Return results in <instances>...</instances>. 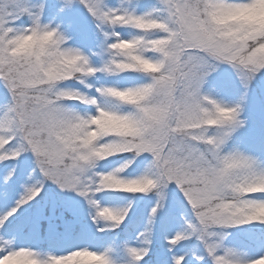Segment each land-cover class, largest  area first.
<instances>
[{
	"label": "clouds",
	"instance_id": "obj_1",
	"mask_svg": "<svg viewBox=\"0 0 264 264\" xmlns=\"http://www.w3.org/2000/svg\"><path fill=\"white\" fill-rule=\"evenodd\" d=\"M60 3V11L75 4L88 11L102 37L99 53H85L59 23L45 22L43 3L0 0V85L9 96L0 110V163L31 153L43 181L86 199L100 232L119 228L128 208L102 205L98 194L159 196L175 184L191 219L169 241V251L195 238L213 247L205 249L211 264H264V255L253 259L223 244L229 229L264 226V159L228 147L247 123L242 104L204 91L220 66L233 71L245 95L264 73V0H156L157 7L142 14L124 6L132 0L116 8L105 0ZM96 56L100 65L93 63ZM98 74L132 75L140 82L89 83ZM145 154L151 157L147 171L126 176ZM118 157L126 158L98 171ZM176 162L183 165V190L167 179ZM13 175L9 171L5 180ZM187 190L195 193L192 200ZM13 215L12 210L0 215V228ZM146 240L129 249L130 264H143L150 251ZM183 259L173 257V264ZM0 264H110V259L86 247L45 253L0 236Z\"/></svg>",
	"mask_w": 264,
	"mask_h": 264
},
{
	"label": "trees",
	"instance_id": "obj_2",
	"mask_svg": "<svg viewBox=\"0 0 264 264\" xmlns=\"http://www.w3.org/2000/svg\"><path fill=\"white\" fill-rule=\"evenodd\" d=\"M25 3L29 6L43 3V20L62 24V11H60L62 5L51 6L50 0H25ZM105 3L108 7L116 8L121 5V0H105ZM124 6L131 8L130 10H134L136 14H142L157 7L156 0H134L131 5L124 4ZM24 22H27V18ZM94 31L99 32L96 24ZM119 31L125 37L129 34L127 30ZM71 43L75 47H79L80 44L78 40L76 43L72 40ZM91 50L95 51L94 48ZM99 77L103 78L100 84L119 83L121 86H127L140 82L137 77L132 75L106 79L98 74V77L90 80L89 83L97 84ZM232 79L233 74L230 73L228 84H232ZM220 82L219 77H208L204 91L216 96L213 89L217 88L218 84H221ZM252 84L253 82L249 86L250 89L253 88ZM73 87L81 88L80 85L75 84ZM221 91L222 89L219 90V92ZM92 94L95 95L94 92ZM239 95L242 98L241 93ZM8 101V93L0 85V110ZM76 107L83 110L82 106L77 105ZM243 119L247 122L246 126L235 132L228 147H239L252 154L246 149V143L252 130L258 129L260 146L263 148L264 127L257 128L256 119L250 113L244 115ZM125 158L118 157L104 162L98 171H108L122 163ZM150 159L151 157L147 154L137 159L125 175L131 178L146 172V165ZM11 170H14V175L6 181L5 177ZM40 181L43 180L40 172L36 169L31 153L23 154L15 161L0 163V215L15 208L18 201L25 195L26 190ZM54 189L58 192L55 193ZM60 191L62 190L57 185L43 181L40 195L19 208L15 215L8 219L3 228H0V236L15 237L17 246L30 247L55 255L84 247L92 251L106 252L110 264H130L129 249L142 247V240L147 239L150 241V251L143 264H173V257L179 256L185 258V264H198V257L204 258L201 264H211L204 245L195 238L182 241L172 248L175 249L174 251H169L171 246L168 244V240L177 233L183 232L186 227L185 222L191 219L185 198L173 184L169 185L167 189H161L159 196L156 194L148 196L98 194L95 199L102 205L128 208L127 217L120 227L104 232L98 231V226L92 219L93 212L84 197L74 191H67L66 197L77 194L82 199L78 204L70 205L68 202L60 201ZM157 205H159L157 213L152 216V209ZM142 233L143 236H141ZM228 233V238L223 241L225 247L245 252L253 259L257 258L256 256L264 255V226L257 224L241 226L229 229ZM176 247L179 248V251ZM218 254H223L222 250Z\"/></svg>",
	"mask_w": 264,
	"mask_h": 264
},
{
	"label": "rangeland",
	"instance_id": "obj_3",
	"mask_svg": "<svg viewBox=\"0 0 264 264\" xmlns=\"http://www.w3.org/2000/svg\"><path fill=\"white\" fill-rule=\"evenodd\" d=\"M50 4H52L51 6L61 5L60 0H50ZM61 19L62 29L72 37V40L76 39L79 41L80 49L89 54L91 52L99 53L101 51L102 37L99 32L94 31L95 22L82 5L75 4L65 8L62 11ZM91 48H94L95 51H92ZM92 60L95 65H100L102 62L99 56L93 57ZM230 73L233 74L232 84H228V75ZM211 76L219 77L221 79L220 83L223 85L218 84L217 88L213 89L214 94L218 98L229 103H241L244 109L243 116L250 113L256 119L257 128L264 127V73L256 77L252 84L253 88H248L246 95L245 89L229 67L220 66ZM220 89H222L221 92H219ZM240 93L242 98L239 95ZM257 130H252L249 140L246 143V149L248 152L253 153V155L264 159V147L262 148L260 146V135L257 133ZM173 186L177 188L175 184ZM54 192L56 193L58 190L54 189ZM66 193L67 191H60L59 198L61 202H68L70 205H75L82 200L77 194L66 197Z\"/></svg>",
	"mask_w": 264,
	"mask_h": 264
},
{
	"label": "snow or ice",
	"instance_id": "obj_4",
	"mask_svg": "<svg viewBox=\"0 0 264 264\" xmlns=\"http://www.w3.org/2000/svg\"><path fill=\"white\" fill-rule=\"evenodd\" d=\"M89 10L91 11L93 16L97 15V10L91 8V6H89ZM158 159H159V155H158ZM41 171L43 172V175L48 178L53 180V182L58 183L59 181L56 179L55 176L51 175L48 171H45L44 169H41ZM183 165L180 162H176L175 164H173L172 166H170V168L167 170V179L168 180H174L177 184H179L183 190V186L185 184V177L183 175ZM43 187V181L38 182L36 185H33L31 188H28L25 192V195L18 201L17 205L15 208L12 209V211L15 213L19 210V208H21L22 206L28 204L30 201L34 200L37 195H36V189L37 188H42ZM63 187V185H62ZM81 195H85L84 192H81ZM184 195L187 196L189 198V200H192L194 198L195 193L191 190H187L184 191ZM159 208V205H157L156 208L152 209V216H155L157 213V210ZM144 234L142 233L141 236H143ZM180 233H177L175 235V238H179L180 237ZM174 237H172L171 239L168 240V244L169 241H171ZM146 243H150L149 240L145 241ZM205 249H207V252H212L213 251V247L210 244H207L204 246ZM132 254L136 255L137 252L135 249L132 250ZM183 256H179L177 258H181ZM198 264H201V262H203V257H198ZM182 264H185V259L182 260Z\"/></svg>",
	"mask_w": 264,
	"mask_h": 264
}]
</instances>
